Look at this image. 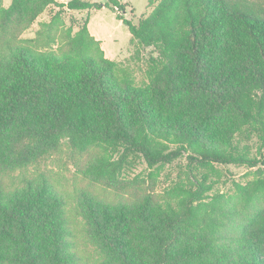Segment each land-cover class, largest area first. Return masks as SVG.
<instances>
[{"label": "trees", "instance_id": "obj_1", "mask_svg": "<svg viewBox=\"0 0 264 264\" xmlns=\"http://www.w3.org/2000/svg\"><path fill=\"white\" fill-rule=\"evenodd\" d=\"M150 4L137 24L117 15L155 53L141 85L105 56L88 18L63 21L102 4L0 6V264H264V170L218 189L221 167L264 163V8ZM51 5L60 11L21 38ZM141 164L147 175H134ZM71 165L119 199L68 189L59 174Z\"/></svg>", "mask_w": 264, "mask_h": 264}, {"label": "rangeland", "instance_id": "obj_2", "mask_svg": "<svg viewBox=\"0 0 264 264\" xmlns=\"http://www.w3.org/2000/svg\"><path fill=\"white\" fill-rule=\"evenodd\" d=\"M58 4H66L69 0H54ZM92 3L102 4V8L99 10L91 9L89 11H65L62 15L63 21L68 26L71 22L82 23L88 18V30L90 34L100 42L101 48L104 51L105 56L113 61L119 62L121 65L126 66L137 84L141 85L146 82V59L151 55H155L151 48L140 47L136 42H131V35L125 25L117 19V15H122L124 19L130 20L132 23L137 24L138 21L146 17L153 9L154 4H150V0H117L124 5V11L112 12L108 8L104 7L109 0H83ZM264 8V0H249ZM11 0H0V6H8ZM60 11L59 6L51 5L46 11L38 17L35 23L27 29L21 35L23 39L34 38L37 30L41 28V25L48 22L50 18ZM87 158V157H86ZM86 158L80 160V165L84 164ZM264 158V153H263ZM264 160V159H263ZM264 163L260 164L256 168L226 166L221 167L225 173V177L222 180L226 181L224 185H218V189L222 192L232 194L234 192V184L247 185L253 182L255 179L262 175L264 170ZM56 169H60L59 163H56ZM175 166L166 167L162 172V175L153 185V192L155 195L160 196L162 189L165 186L167 173H174ZM40 168V167H39ZM59 171V170H57ZM145 164H141L136 169L134 175L142 174L147 175ZM133 175V176H134ZM63 179L64 185L66 184L68 189L72 187L83 188L91 193L95 194L101 199L115 200L116 194L111 191H104L100 185H89L83 177H81L76 167L71 165L66 170H62L59 174ZM174 176V175H173ZM67 182V183H65ZM133 190V187H130ZM122 194V193H121ZM120 194V198H122ZM126 196L125 194H123ZM117 198L116 200H118Z\"/></svg>", "mask_w": 264, "mask_h": 264}]
</instances>
